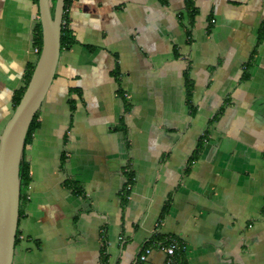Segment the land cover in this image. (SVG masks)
<instances>
[{
    "label": "crops",
    "instance_id": "obj_1",
    "mask_svg": "<svg viewBox=\"0 0 264 264\" xmlns=\"http://www.w3.org/2000/svg\"><path fill=\"white\" fill-rule=\"evenodd\" d=\"M192 6L68 1L12 264H264V0ZM37 22L0 0V133Z\"/></svg>",
    "mask_w": 264,
    "mask_h": 264
},
{
    "label": "water",
    "instance_id": "obj_2",
    "mask_svg": "<svg viewBox=\"0 0 264 264\" xmlns=\"http://www.w3.org/2000/svg\"><path fill=\"white\" fill-rule=\"evenodd\" d=\"M65 0H37L41 48L26 88L0 133V264H12L25 137L54 79Z\"/></svg>",
    "mask_w": 264,
    "mask_h": 264
},
{
    "label": "trees",
    "instance_id": "obj_3",
    "mask_svg": "<svg viewBox=\"0 0 264 264\" xmlns=\"http://www.w3.org/2000/svg\"><path fill=\"white\" fill-rule=\"evenodd\" d=\"M49 2H50L51 10H52L54 7L55 0H49ZM35 3L37 4V0H35ZM67 6H68V1L65 0L64 12H63V17H62V25H61L60 50L67 49L72 45L71 39L68 38L67 18H66V13H65ZM185 6H186V10L189 12L190 18L192 19L193 15H194L192 0H185ZM34 46L39 53L40 48H41V35H40V24H39V22L36 23L35 30H34ZM37 56H38V54H37ZM33 68H34V65H31L30 68L28 69V71L26 72L25 80H24V86L19 91H17L14 95V98H13L14 108L18 104V102H19V100H20V98H21V96H22V94L26 88V85L30 79ZM38 126H39V124L37 122V114H36L34 116L32 122L29 125L28 131H27V134L25 137V145L30 143L31 138H32V134L38 128ZM200 147H198L195 154H197ZM193 157H195V155ZM19 177H20V203H21V201L23 200L24 195H25V190L27 189L29 182H30L29 171H28L26 164L23 162V160L21 161L20 167H19ZM126 178H127V181H126V184L124 187V192L127 195V192L129 191L130 186L133 184V177H132L131 172L128 171V169H126ZM17 239H18V232L16 230L14 245L16 244ZM174 261H175V259H174Z\"/></svg>",
    "mask_w": 264,
    "mask_h": 264
},
{
    "label": "built area",
    "instance_id": "obj_4",
    "mask_svg": "<svg viewBox=\"0 0 264 264\" xmlns=\"http://www.w3.org/2000/svg\"><path fill=\"white\" fill-rule=\"evenodd\" d=\"M70 1V0H66ZM35 52L38 54L37 49H35ZM165 254L167 255L166 264H174L173 256L176 249V243L170 242L168 246L162 248ZM150 253V249H146L144 251V254L140 255V261H144L146 259V256Z\"/></svg>",
    "mask_w": 264,
    "mask_h": 264
}]
</instances>
